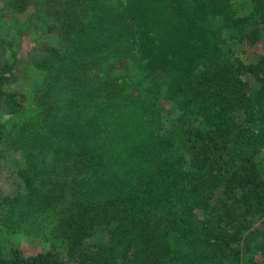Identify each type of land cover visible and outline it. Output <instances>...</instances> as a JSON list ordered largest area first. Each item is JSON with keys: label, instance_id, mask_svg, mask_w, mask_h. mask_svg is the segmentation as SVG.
Masks as SVG:
<instances>
[{"label": "trees", "instance_id": "16d2710c", "mask_svg": "<svg viewBox=\"0 0 264 264\" xmlns=\"http://www.w3.org/2000/svg\"><path fill=\"white\" fill-rule=\"evenodd\" d=\"M0 3V264H264V0Z\"/></svg>", "mask_w": 264, "mask_h": 264}, {"label": "rangeland", "instance_id": "374dc122", "mask_svg": "<svg viewBox=\"0 0 264 264\" xmlns=\"http://www.w3.org/2000/svg\"><path fill=\"white\" fill-rule=\"evenodd\" d=\"M1 5V3H0ZM12 15L8 14L6 15V19L3 21H0V57L8 61H11V53L7 52L6 43L10 42L11 39H17V44L20 45L19 54L21 56H27L31 52L33 45L38 42H47L52 44L53 46H59L58 42L53 36L49 35V40H46L45 36L42 35V33L46 30V27L44 25H40L39 29L40 31H33L29 34H23L25 31L19 30L14 25V21L11 19ZM23 34V35H22ZM22 37L20 39L19 37ZM60 48V47H59ZM97 71V70H96ZM28 75L24 80H21L16 86L13 84L14 87H12L13 90L26 95V111L24 116H28L31 114V111L33 110V92L35 89V85L39 83L42 79L41 72L36 68H30L27 72ZM24 116H9L6 118L5 122L6 125L9 127L14 126L15 124H19L21 120L24 118ZM5 235L4 232H0V236ZM7 236L10 238L11 242L14 243L16 247H18L21 251L24 252L26 256H31L40 253L44 249V246L47 247V245H43L40 243H36L33 240H31L30 237L23 236L20 234H14L9 233Z\"/></svg>", "mask_w": 264, "mask_h": 264}]
</instances>
